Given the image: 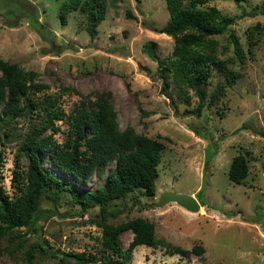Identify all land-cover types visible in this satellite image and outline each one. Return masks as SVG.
Listing matches in <instances>:
<instances>
[{
  "label": "rangeland",
  "instance_id": "374dc122",
  "mask_svg": "<svg viewBox=\"0 0 264 264\" xmlns=\"http://www.w3.org/2000/svg\"><path fill=\"white\" fill-rule=\"evenodd\" d=\"M65 0H0V57L16 61L37 72L35 81L46 84L31 96L43 107L42 99L57 94V103L66 112L86 96L107 97L116 111L120 128L127 125L137 132L165 143L155 176V194L136 188L105 205L107 224H118L142 217L154 225L153 244H137L125 257L101 245L102 225L99 206L86 210L62 191L57 200L43 195L38 205L40 217L29 226L19 227L26 244L47 238L61 251H84L86 264H264V14H241L264 0H207L219 13L235 16L229 28L238 37L244 60L234 55L233 44L224 31L213 36L220 64H212L206 84L205 102L215 87L222 85L218 98L204 105L200 115L184 113L195 108L198 95L187 87L190 102L177 94L180 84L171 80L162 92L158 58L170 55L174 38L159 32L169 18L165 0H105L104 17L86 28L80 9L70 11L61 23L58 9ZM133 14L126 15V10ZM252 50L249 51V32ZM152 45V52L146 49ZM229 70L239 76L228 84ZM69 87L70 89H66ZM33 112H35L33 110ZM40 117L34 113L12 121L11 133L0 141L2 151L1 184L14 198L19 185L13 179L18 161L25 170L27 157L20 147L24 132ZM58 127H47L59 142L67 135L66 119H56ZM244 154L245 180L236 183L228 177L232 158ZM45 170H58L46 155ZM114 161L94 171L85 184L93 189L103 183ZM164 191L193 194L203 204L201 210H188L173 200L159 204ZM133 233L119 234L127 250ZM2 239L1 244L12 246ZM204 246L202 256L182 253L194 244ZM169 249L177 252L168 253ZM180 251V252H179ZM22 251L12 258L0 253V264H27ZM30 264H77L72 258L61 261L50 254L38 255Z\"/></svg>",
  "mask_w": 264,
  "mask_h": 264
},
{
  "label": "trees",
  "instance_id": "16d2710c",
  "mask_svg": "<svg viewBox=\"0 0 264 264\" xmlns=\"http://www.w3.org/2000/svg\"><path fill=\"white\" fill-rule=\"evenodd\" d=\"M206 1L165 0L169 18L158 29L159 32L174 38L170 55L157 59L162 92L168 90V76L171 75V80L180 84L177 92L180 98L190 102L187 87L193 88L198 95L199 100L195 108H184L186 114L200 115L202 107L210 106L221 93L223 86L215 87L210 93L209 101L205 102V90L201 87L208 82L211 65L218 64L221 67V60L216 54L214 35L227 31L233 44L234 55L239 61L244 60L238 37L229 28L235 21V16L220 14L214 5L204 6ZM75 9L84 13L86 28L93 33L94 25L104 17L105 0H65L58 9L60 22L65 23L67 14ZM258 13L264 14V2L255 4L241 14ZM126 15L131 17L133 14L127 9ZM248 36V48L251 51L254 41L251 31ZM146 49L152 52V45L146 44ZM36 75V71L26 69L16 61L0 57V141L10 135L13 119L34 113L41 120L39 125L33 124L24 132L20 142V147L27 157V166L25 170H21L19 162H16L13 179L19 183L24 176V180L14 198L5 192L1 184L0 149V253L6 252L15 258L17 252L22 251L21 258L26 260L27 264L32 262L36 254H50L61 261L72 258L77 264H86L87 256L84 251L58 250L47 238L36 240L24 247L26 238L19 231V227L29 226L40 217L38 205L43 195L57 200L62 191L70 192L73 201L80 205L82 211L92 205L99 206L102 218L99 222L102 225L101 245L104 248L127 257L133 246L153 244L155 232L152 222L138 216L118 224H107L105 217L112 212H109L105 205L111 199L123 197L136 188L142 189L146 195L155 194L157 165L165 145L163 138L166 137H152L137 132L130 125L120 128L112 102L102 94L94 98H81L69 113L57 103V94H47L42 99L43 107H40L37 100L31 96V91L41 90L46 84L35 81ZM239 75L238 71L229 70L225 80L232 84ZM64 118L68 123V130L63 142L56 141L50 133H42L49 126L56 129L58 126L54 123L55 120ZM260 133L264 135V130ZM166 139L169 140L168 137ZM43 155H46L63 176L43 168ZM110 161H114V167L107 173L103 183L93 189L80 186L81 183L87 182L94 171H100L102 166ZM246 174V157L244 154L235 155L228 169V177L236 183H241ZM124 230H131L133 233L127 250L123 249L119 238V234ZM2 239L14 244L9 247L3 245ZM204 250V246L197 243L188 250L180 249L182 253L199 256H202ZM177 251L169 249L168 253Z\"/></svg>",
  "mask_w": 264,
  "mask_h": 264
},
{
  "label": "water",
  "instance_id": "95a60500",
  "mask_svg": "<svg viewBox=\"0 0 264 264\" xmlns=\"http://www.w3.org/2000/svg\"><path fill=\"white\" fill-rule=\"evenodd\" d=\"M168 200H173L192 211L199 210L201 206L200 202L193 194L186 192L164 191L162 193V200L158 203L161 204Z\"/></svg>",
  "mask_w": 264,
  "mask_h": 264
},
{
  "label": "bare ground",
  "instance_id": "6f19581e",
  "mask_svg": "<svg viewBox=\"0 0 264 264\" xmlns=\"http://www.w3.org/2000/svg\"><path fill=\"white\" fill-rule=\"evenodd\" d=\"M201 207H202V205H201L200 208H199L200 210H201Z\"/></svg>",
  "mask_w": 264,
  "mask_h": 264
}]
</instances>
